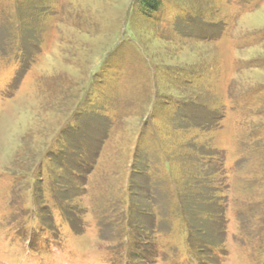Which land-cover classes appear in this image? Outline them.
<instances>
[{
  "label": "rangeland",
  "instance_id": "rangeland-1",
  "mask_svg": "<svg viewBox=\"0 0 264 264\" xmlns=\"http://www.w3.org/2000/svg\"><path fill=\"white\" fill-rule=\"evenodd\" d=\"M156 2L0 0V264H264V0Z\"/></svg>",
  "mask_w": 264,
  "mask_h": 264
},
{
  "label": "trees",
  "instance_id": "trees-1",
  "mask_svg": "<svg viewBox=\"0 0 264 264\" xmlns=\"http://www.w3.org/2000/svg\"><path fill=\"white\" fill-rule=\"evenodd\" d=\"M144 6L147 8V10L149 8L153 9V10H157V8H158L156 0H145Z\"/></svg>",
  "mask_w": 264,
  "mask_h": 264
}]
</instances>
